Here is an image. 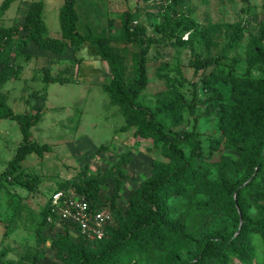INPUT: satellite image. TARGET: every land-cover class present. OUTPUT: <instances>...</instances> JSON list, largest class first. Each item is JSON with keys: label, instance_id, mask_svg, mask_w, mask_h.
Wrapping results in <instances>:
<instances>
[{"label": "rangeland", "instance_id": "obj_1", "mask_svg": "<svg viewBox=\"0 0 264 264\" xmlns=\"http://www.w3.org/2000/svg\"><path fill=\"white\" fill-rule=\"evenodd\" d=\"M3 1L0 0V5ZM32 1L35 0H15L11 8L0 16V26L23 23ZM44 2L49 34L60 37V10L65 0ZM161 2L78 1L81 16L78 29L82 32L90 25L97 34L120 35L124 13L136 8L142 11V18L134 25L143 27L148 36L159 40L145 54L149 81L140 91L137 103L153 112L158 109L160 99L171 102L173 108L170 114L162 112L156 115L163 130L179 142L186 159L192 157L198 147L197 141L206 153L194 160L198 171L186 176L181 189L168 190L170 212L176 216H187L193 238L191 245L180 248L174 255L157 251L152 258L132 249L111 258L107 264H192L200 254L198 243L203 235L235 219L232 203L216 200L217 195L208 184L216 181L224 171L237 188L246 183L245 177L255 170L247 168L243 153L226 141L220 124L224 107L221 103L235 102L230 86L222 81L217 83L225 98L223 102H215L213 87L206 86L202 78L205 73H217L221 69L227 72L231 67L236 69L237 74L264 77V60L258 59L259 54L264 55V0H181L179 10L189 12L202 24L215 27L208 45L185 44L183 41L187 40L188 33L182 31L171 35L172 23H166ZM235 31L243 35L237 44L232 42ZM112 44L124 55L127 73L133 74L141 45L120 41H113ZM195 53L203 57L219 56L221 61L196 74L191 65ZM18 57L24 68L18 79L4 85L3 91L7 90L9 102L17 112H23L21 109L27 106L28 99L36 102L32 108H35L34 113L41 112V118L32 127V140L50 144L52 148L42 156L37 153L28 155L17 172L12 173L38 175L39 181L34 190L30 191L16 178L13 184L4 178L0 181L1 264H37L32 258L38 248L36 229L43 219V209L60 183L84 173L97 179L101 184V199L107 202L103 209L112 215V224H115L120 217L117 210L126 205L130 196L139 192L153 176L155 162L176 166L183 163L166 154L167 148L162 140L143 136L142 125H128L123 110L111 102V96L105 89L112 79L111 72H92L88 78L83 74V62L82 72L79 73L80 61L71 47L61 56L38 49L32 43L24 47ZM47 73L55 77H70L73 81L46 82ZM181 94L188 102L182 109L177 108L176 101ZM21 96L26 99L25 102L20 99ZM212 140L220 142L214 146ZM21 141L22 131L18 122L0 119V174L4 173ZM263 149L260 141H256L253 151L257 156L263 154ZM124 156L129 158V163L121 176L115 171ZM233 199L236 200V197ZM234 206L240 208L239 203ZM251 211L254 213L256 209L253 207ZM60 234L68 235L70 240L66 243V240L60 241L49 249L41 264H70L78 246L96 244L92 240L82 242L83 234L76 226L57 218L43 231L49 247ZM251 237L255 245V264H264V240L258 233H253Z\"/></svg>", "mask_w": 264, "mask_h": 264}, {"label": "trees", "instance_id": "obj_2", "mask_svg": "<svg viewBox=\"0 0 264 264\" xmlns=\"http://www.w3.org/2000/svg\"><path fill=\"white\" fill-rule=\"evenodd\" d=\"M77 1L65 0L61 7L60 37L49 34V27L44 18V0H35L30 3L23 23L0 26V119L17 121L23 133V141L7 170L0 174V181L4 178L13 184L16 178V181L22 182L30 191L34 190L39 181L38 175L22 172L13 175L12 173L17 172L28 155L37 153L42 156L44 152L52 148L50 144H39L32 140V126L39 122L41 112H16L8 102V95L3 91L4 85L10 80L18 79L24 68L23 63L19 62L18 55L22 54L24 47L32 43L38 49L51 51L61 56L71 47L76 58L81 62L83 57H80L78 53L89 45L109 66L112 79L105 85V89L111 96V102L123 110L128 125H142L143 136H153L162 140L167 148L166 154L183 164L176 166L168 162H155L153 176L139 192L130 196L126 205L117 210L120 217L115 224H109L105 237L92 240L96 244L78 246L70 264H107L111 258L132 249L144 252L150 258L155 256L157 251L174 255L180 248L191 245L193 238L186 214L176 216L170 212L167 205L168 190L181 189L186 176L198 171L193 163L194 160L202 155L205 156L206 153L202 151L200 141H197L198 147L195 148L192 157L186 159L184 151L179 147V142L163 130L156 115L162 112L170 114L173 108L171 102L160 99L158 109L153 112L147 111L137 103L140 91L149 81L145 54L152 44L159 40L148 36L143 27L134 25L142 18V11L136 8L124 13V25L120 35L97 34L90 25H87L86 30L82 32L78 29ZM14 2L15 0H4L0 5V16L10 9ZM180 2L181 0H162L161 2V8L166 14V23H172L169 33L171 35H177L180 31L188 33L187 40L183 41L185 44H210L215 27L202 24L189 12L179 10ZM242 36L240 31H235L233 44H237ZM113 41L136 42L141 45V51L133 65V74L127 73L125 57L112 44ZM26 56L30 58V55ZM258 59L264 60V55L259 54ZM220 61L219 56L203 57L200 53H195L191 65L198 74L214 62ZM202 79L206 86L213 87L215 102H223L225 98L217 83L222 81L230 86L231 96L235 102L221 103L224 107L220 124L226 141L237 146L243 153L246 167H252L255 170L252 175L248 174L245 177L246 183L237 188L231 184L230 177L224 171L216 181L208 184L217 195L216 200L232 203L235 219L232 223H223L203 235L202 241L198 243L200 254L193 259L192 264H255V245L251 241V235L258 233L264 240V152L257 156L253 151L256 141H260L264 148V77H255L250 73L237 74L236 69L231 67L227 72L221 69L217 73H205ZM44 80L55 83L73 81L70 77H55L49 73ZM176 101L177 108L182 109L188 105L182 94L177 96ZM219 142L212 140L211 144L217 146ZM128 163L129 158L122 157L116 165L115 172L121 176L124 175ZM84 174L60 183L57 189L83 195L92 209H103L107 202L101 199L100 182ZM234 196L236 200L233 199ZM235 203H239V209L234 206ZM253 207L256 209L254 213L251 211ZM42 217L36 229L38 248L32 257L37 264H41V260L47 257L49 249L57 246L60 241L66 240V243L70 240L68 235L60 234L50 247L47 245L43 231L51 222L49 217H52L53 221L56 220V214L51 207V198L43 209ZM85 240L90 239L82 235V242ZM60 254L63 258V253ZM2 256L3 254L0 253V264Z\"/></svg>", "mask_w": 264, "mask_h": 264}, {"label": "built area", "instance_id": "obj_3", "mask_svg": "<svg viewBox=\"0 0 264 264\" xmlns=\"http://www.w3.org/2000/svg\"><path fill=\"white\" fill-rule=\"evenodd\" d=\"M52 211L56 218L68 222L90 240L103 239L113 217L104 209L94 210L89 201L80 194L65 189H56L51 195ZM53 221L52 217H49Z\"/></svg>", "mask_w": 264, "mask_h": 264}, {"label": "crops", "instance_id": "obj_4", "mask_svg": "<svg viewBox=\"0 0 264 264\" xmlns=\"http://www.w3.org/2000/svg\"><path fill=\"white\" fill-rule=\"evenodd\" d=\"M79 1V0H78ZM78 1H77V9H78V12H79V20H80V11H79V8H78ZM44 18H45V10H44ZM57 37V36H56ZM79 56L80 57H83V59L81 60V62H80V66H79V73L80 72H82V67H81V65H82V63L83 62H85L83 65H85V69L83 70V74H85V75H87V77L89 78L90 77V75L92 74V72L93 73H99V74H102V73H108V72H110V69H109V66H108V64L105 62V61H103V60H101L97 55H96V53H95V51L93 50V48L92 47H90L89 45H86L83 49H81L80 51H79ZM91 63H93V64H96L97 66H91ZM16 80V79H15ZM11 81H14V80H10V81H8V82H11ZM5 93L8 95V102L10 101V95H9V93L7 92V90L5 91ZM27 98H29V97H27ZM20 99L23 101V102H25V100L26 99H22V96L20 97ZM27 103V106H25L23 109H21V107L20 106H17V107H19L21 110H23V112H26V111H29V112H34V109L35 108H32V107H34V105H36V102H33L32 100H30L29 101V99H28V102H26ZM9 104H10V102H9ZM15 104V103H14ZM11 105V104H10ZM23 107V106H22ZM14 109V108H13ZM16 111V110H15ZM17 112V111H16ZM2 119H6V118H2ZM11 120V119H10ZM33 127V126H32ZM32 133H33V131H32ZM22 141H23V133H22ZM22 141H21V143H22ZM21 143L19 144V146L21 145ZM19 146H18V148H19ZM17 148V149H18ZM17 152V151H16ZM15 152V153H16ZM12 160V159H11ZM10 160V161H11ZM10 161H9V163H8V166H9V164H10ZM24 162V161H23ZM22 162V163H23ZM8 166H7V168H8ZM7 168L5 169V170H7ZM4 170V171H5Z\"/></svg>", "mask_w": 264, "mask_h": 264}, {"label": "water", "instance_id": "obj_5", "mask_svg": "<svg viewBox=\"0 0 264 264\" xmlns=\"http://www.w3.org/2000/svg\"><path fill=\"white\" fill-rule=\"evenodd\" d=\"M251 179H252V178H251ZM251 179H250V180H251Z\"/></svg>", "mask_w": 264, "mask_h": 264}]
</instances>
